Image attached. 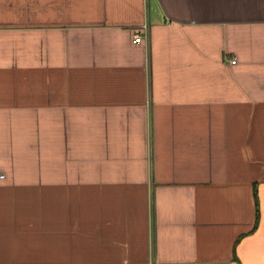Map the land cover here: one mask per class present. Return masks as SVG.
I'll return each instance as SVG.
<instances>
[{
  "label": "crops",
  "instance_id": "0c3cea01",
  "mask_svg": "<svg viewBox=\"0 0 264 264\" xmlns=\"http://www.w3.org/2000/svg\"><path fill=\"white\" fill-rule=\"evenodd\" d=\"M0 264H264V0H0Z\"/></svg>",
  "mask_w": 264,
  "mask_h": 264
},
{
  "label": "built area",
  "instance_id": "2783aa9c",
  "mask_svg": "<svg viewBox=\"0 0 264 264\" xmlns=\"http://www.w3.org/2000/svg\"><path fill=\"white\" fill-rule=\"evenodd\" d=\"M141 41H142V39H141V37L138 34L133 36V43L138 44ZM235 63H236V59L235 58L230 60V64H235Z\"/></svg>",
  "mask_w": 264,
  "mask_h": 264
}]
</instances>
